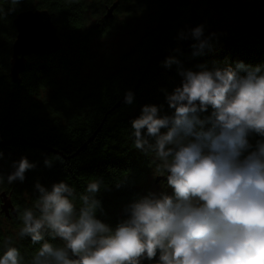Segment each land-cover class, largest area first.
I'll return each mask as SVG.
<instances>
[{
    "label": "trees",
    "instance_id": "1",
    "mask_svg": "<svg viewBox=\"0 0 264 264\" xmlns=\"http://www.w3.org/2000/svg\"><path fill=\"white\" fill-rule=\"evenodd\" d=\"M115 1L0 0V174L5 176L0 184V250L10 240L25 261L39 244L18 236L22 224L17 210L33 205L39 195L37 182L50 189L65 180L82 192L90 180L102 179L97 215L112 227L125 218L128 203L153 192V158L134 148L130 133L145 104L161 106V114L173 111L165 90L173 91L182 77L176 65L164 67L167 57L175 55L184 68L197 71L200 65L235 67L241 61L264 66V8L257 0H203L212 7L207 10L191 5V0H138L147 19L145 29L134 36L130 51L117 60L99 62L94 39L112 34L115 19L104 18L102 24L91 20L105 15L106 6ZM128 1L121 0L115 13ZM27 9L49 10L62 46L54 54L29 57L22 82L16 84L9 75L17 37L14 19ZM201 24L211 42L194 56L195 41L178 36ZM129 90L135 97L131 105L124 102ZM259 139L249 137L253 145ZM22 157L36 167L26 172L24 181L8 184L13 162ZM46 158L53 159L51 167L45 165ZM2 193L13 202L16 214L2 211Z\"/></svg>",
    "mask_w": 264,
    "mask_h": 264
},
{
    "label": "clouds",
    "instance_id": "2",
    "mask_svg": "<svg viewBox=\"0 0 264 264\" xmlns=\"http://www.w3.org/2000/svg\"><path fill=\"white\" fill-rule=\"evenodd\" d=\"M178 39L195 41L194 56L211 42L203 24L182 30ZM163 65H176L182 77L173 91L165 90L173 111L161 114V106L145 104L130 136L134 148L152 156L171 192L132 200L112 227L97 215L102 179L90 180L82 192L65 180L50 189L37 182L33 205L17 211L18 236L39 247L25 261L6 241L0 264H264V66L241 61L197 71L175 55ZM134 98L129 90L124 102ZM252 134L261 138L255 145ZM44 163L51 167L53 159ZM12 167L8 184L24 181L36 165L22 157Z\"/></svg>",
    "mask_w": 264,
    "mask_h": 264
},
{
    "label": "water",
    "instance_id": "3",
    "mask_svg": "<svg viewBox=\"0 0 264 264\" xmlns=\"http://www.w3.org/2000/svg\"><path fill=\"white\" fill-rule=\"evenodd\" d=\"M121 0H116L106 6L105 19H112L120 6ZM17 37L12 45L10 61V77L16 84H21V74L25 71L28 58L31 56H46L58 52L62 46L59 31L52 14L46 9H27L17 14L14 19ZM166 181L163 175L157 176L156 182ZM2 211L10 216L16 214V208L6 193H2Z\"/></svg>",
    "mask_w": 264,
    "mask_h": 264
},
{
    "label": "rangeland",
    "instance_id": "4",
    "mask_svg": "<svg viewBox=\"0 0 264 264\" xmlns=\"http://www.w3.org/2000/svg\"><path fill=\"white\" fill-rule=\"evenodd\" d=\"M263 5L264 0H257ZM138 0H129L123 4L119 13H115L112 19H115V24L111 26L113 33L103 37H97L94 39L93 51L97 55L98 61L102 62L109 58L118 59L121 54L130 51L133 45V38L137 34H141L147 25V19L145 15L141 12ZM191 5L199 4L202 5L204 10L211 9L212 7H207V4L203 0H191ZM104 12L99 17V19L93 18L91 20L92 24H102L104 20ZM129 26V27H128ZM130 28V29H128ZM160 175L154 172L150 178L152 183V190L155 193H160L162 191L171 192V189L166 188V182L161 181L159 183H154L156 177ZM150 261L144 260L142 264H148Z\"/></svg>",
    "mask_w": 264,
    "mask_h": 264
}]
</instances>
